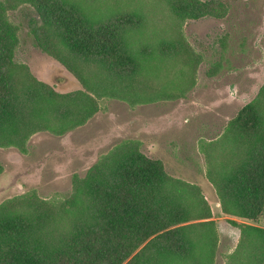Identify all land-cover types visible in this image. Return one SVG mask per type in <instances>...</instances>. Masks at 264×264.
Listing matches in <instances>:
<instances>
[{
    "label": "trees",
    "instance_id": "1",
    "mask_svg": "<svg viewBox=\"0 0 264 264\" xmlns=\"http://www.w3.org/2000/svg\"><path fill=\"white\" fill-rule=\"evenodd\" d=\"M129 1L42 0L49 51L98 97L160 98L173 85L158 81L160 67L172 53L166 50L179 46L177 26L145 33L143 10ZM172 3L165 0L179 21L187 10L182 3ZM4 51L0 145L16 144L40 121L42 128L59 131L86 115L84 92L55 96L30 84L24 71L4 62ZM202 149L223 212L252 220L260 215L264 82L222 134ZM127 157V151L115 152L76 189L62 211H18L2 204L0 264H212L215 223L200 221L210 214L198 189ZM228 264H264V228L244 224Z\"/></svg>",
    "mask_w": 264,
    "mask_h": 264
},
{
    "label": "rangeland",
    "instance_id": "2",
    "mask_svg": "<svg viewBox=\"0 0 264 264\" xmlns=\"http://www.w3.org/2000/svg\"><path fill=\"white\" fill-rule=\"evenodd\" d=\"M172 2L187 10L179 21L165 0L132 1L143 10L145 33L153 35L176 25L180 40L176 50H166L172 53L160 67L158 82L173 85L160 98L138 97V101L120 94L98 97L53 56L42 0H0L4 62L52 95L84 92L87 101L86 115H78L76 124L52 131L42 128L40 121L23 140L0 145V206L62 211L101 164L124 150L127 161L147 162L173 181L198 189L210 214L200 221L215 223L212 264H228L242 226L264 228V206L253 220L223 212L202 148L222 134L264 82V0Z\"/></svg>",
    "mask_w": 264,
    "mask_h": 264
}]
</instances>
